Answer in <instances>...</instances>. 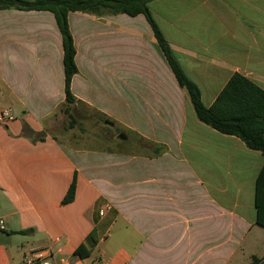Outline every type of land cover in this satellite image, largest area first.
Wrapping results in <instances>:
<instances>
[{
  "label": "crops",
  "instance_id": "1",
  "mask_svg": "<svg viewBox=\"0 0 264 264\" xmlns=\"http://www.w3.org/2000/svg\"><path fill=\"white\" fill-rule=\"evenodd\" d=\"M147 5L205 106L234 72L264 89V0ZM67 20L77 68L69 111L89 109L164 150L48 131L66 105L54 14L0 9V111L13 114L0 123V264H24L37 248L50 264H264L254 204L262 154L197 119L142 13Z\"/></svg>",
  "mask_w": 264,
  "mask_h": 264
},
{
  "label": "trees",
  "instance_id": "2",
  "mask_svg": "<svg viewBox=\"0 0 264 264\" xmlns=\"http://www.w3.org/2000/svg\"><path fill=\"white\" fill-rule=\"evenodd\" d=\"M149 1L151 0H0V9L48 10L54 14L63 48L62 63L66 101L64 111L66 113H69V106L75 101L70 91V82L77 72L74 60L76 51L67 20L68 12L78 11L95 15L142 13L150 24L158 46L178 85L186 90L197 119L222 134L240 138L247 148L259 151L264 157V89L241 73L234 72L212 104L205 106L200 99L198 87L184 74L170 45L154 21L147 5ZM31 135L34 134L31 133ZM137 137L155 155L164 150L163 145L154 144L140 136ZM143 149L146 153V149ZM73 197L74 183L72 182L62 203L70 202ZM254 204L256 222L264 225V161L255 180ZM81 249L83 246L79 245L74 254L80 256Z\"/></svg>",
  "mask_w": 264,
  "mask_h": 264
},
{
  "label": "rangeland",
  "instance_id": "3",
  "mask_svg": "<svg viewBox=\"0 0 264 264\" xmlns=\"http://www.w3.org/2000/svg\"><path fill=\"white\" fill-rule=\"evenodd\" d=\"M61 113V117L56 118V122L48 128L53 134L64 136L77 143L105 145L107 141H111L112 147H123L128 152H144L143 148H145L146 152L152 153L136 135L128 134L125 139L118 138L120 128L102 124L97 120L96 114L89 109L80 107L66 113L62 108Z\"/></svg>",
  "mask_w": 264,
  "mask_h": 264
},
{
  "label": "built area",
  "instance_id": "4",
  "mask_svg": "<svg viewBox=\"0 0 264 264\" xmlns=\"http://www.w3.org/2000/svg\"><path fill=\"white\" fill-rule=\"evenodd\" d=\"M13 119L12 111L9 108L2 109L0 111V123H6ZM108 209L109 206H106ZM105 208V209H106ZM104 208L98 211L99 215H103ZM2 221L0 220V227ZM49 252H46L43 248L31 249L24 254L23 263L24 264H50L48 261Z\"/></svg>",
  "mask_w": 264,
  "mask_h": 264
},
{
  "label": "water",
  "instance_id": "5",
  "mask_svg": "<svg viewBox=\"0 0 264 264\" xmlns=\"http://www.w3.org/2000/svg\"><path fill=\"white\" fill-rule=\"evenodd\" d=\"M104 124L112 126L113 125V121H111L109 119H105L104 120ZM125 137H126L125 134L122 133V132L118 134V138H120V139H125Z\"/></svg>",
  "mask_w": 264,
  "mask_h": 264
}]
</instances>
